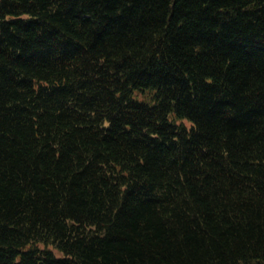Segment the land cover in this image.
I'll list each match as a JSON object with an SVG mask.
<instances>
[{
    "label": "trees",
    "instance_id": "16d2710c",
    "mask_svg": "<svg viewBox=\"0 0 264 264\" xmlns=\"http://www.w3.org/2000/svg\"><path fill=\"white\" fill-rule=\"evenodd\" d=\"M0 264H264V0H0Z\"/></svg>",
    "mask_w": 264,
    "mask_h": 264
},
{
    "label": "rangeland",
    "instance_id": "374dc122",
    "mask_svg": "<svg viewBox=\"0 0 264 264\" xmlns=\"http://www.w3.org/2000/svg\"><path fill=\"white\" fill-rule=\"evenodd\" d=\"M52 249L54 250V252H55V254H56L57 256H61V255H62V252H60L58 249H56V248H54V247H52Z\"/></svg>",
    "mask_w": 264,
    "mask_h": 264
}]
</instances>
